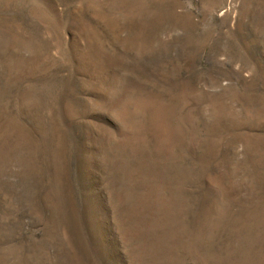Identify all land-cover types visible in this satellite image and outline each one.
Here are the masks:
<instances>
[{"label": "rangeland", "instance_id": "1", "mask_svg": "<svg viewBox=\"0 0 264 264\" xmlns=\"http://www.w3.org/2000/svg\"><path fill=\"white\" fill-rule=\"evenodd\" d=\"M0 264H264V0H0Z\"/></svg>", "mask_w": 264, "mask_h": 264}]
</instances>
